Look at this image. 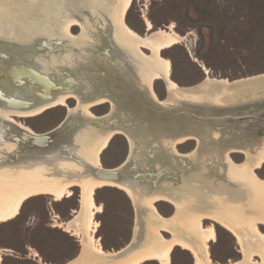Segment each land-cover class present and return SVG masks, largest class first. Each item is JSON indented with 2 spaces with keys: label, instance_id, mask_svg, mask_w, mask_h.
I'll return each mask as SVG.
<instances>
[{
  "label": "bare ground",
  "instance_id": "1",
  "mask_svg": "<svg viewBox=\"0 0 264 264\" xmlns=\"http://www.w3.org/2000/svg\"><path fill=\"white\" fill-rule=\"evenodd\" d=\"M131 2L132 0H116L115 5H112L107 0H68L66 5L74 10L82 9L81 21L86 24L89 22L99 28L108 26L116 34L114 38L118 44L125 43L126 47H134L137 51L139 46H145L150 50L149 56H141L143 61H138L136 56L132 59L129 57L126 59V64L131 68L129 76L139 83L140 88L148 90L155 98L152 82L155 79H162L165 82L169 97L161 100L160 103L165 106H177L178 102L175 98H200L201 94L196 92L194 87L180 88L170 79V62L160 56L161 50L178 42L176 32L174 33L170 26L168 31L158 30L148 36L139 37L124 22V16ZM51 3H54L56 7L63 4L62 0H52ZM146 22L150 26L147 19ZM71 25L80 24L75 19L68 20L65 32H69ZM70 43L79 44L82 47H94L97 41L94 35L84 33L78 39L72 37ZM68 56H71V58L68 57L71 60L76 58L73 51H70ZM85 56L87 60H91L90 55L85 54ZM113 68L108 64L105 65V73L109 75L111 69L118 71L117 67ZM119 73L122 74V72ZM214 80L216 78H210L207 75L201 85L207 86ZM260 87L262 86L252 92L259 93L257 90ZM263 90L264 86L259 91ZM9 97L8 101L12 102L31 99L27 95L17 94ZM71 97L76 100V105L69 107L67 111L70 114H84L90 117H94L90 112L91 106L108 102L104 96H97L88 102H80L76 94L70 93L60 96L52 105H65L66 100ZM216 102L219 103L220 99L217 98ZM5 103L7 102L0 103V223L15 217L22 203L32 196L50 194L55 200H61L71 195L72 186H78L81 192V208L77 211L75 218L67 221L55 220L56 226L77 235L83 246L81 255L69 264H141L150 259H156L160 264H170L171 252L175 246L190 250L195 257V264H215L211 261L207 242L215 240L216 231L213 225L203 226L202 220L206 218L218 223L236 237L243 256L227 264H264V234L257 226L260 220L264 221V208L262 211L257 210L264 204V179L259 178L254 172V169L264 163V138H260L258 143L252 140L243 143L241 140L238 142L241 143L240 145L225 148L212 144L208 140L195 138L198 150L181 155L182 158L190 157L187 161L185 159L179 161L175 155V153L179 154L175 150L176 145L186 141L187 137L166 138L165 144L170 156L165 164L181 166L179 182L175 186L172 184L167 192L159 184L152 186L149 192L143 195L142 201L147 209L140 211L135 207L136 214H149L148 222L154 223L153 233H146V237L141 239L140 222L136 215L134 232L141 248L130 252L125 257L113 258L118 252L105 251L100 239L92 235L98 226V222L93 220V214L96 215L102 211V206L94 201V191L98 187L111 185L124 190L133 200L136 196L125 184L95 175L91 169L92 166L96 168L101 166L100 154L112 136L118 132H124L117 128L107 129L106 122L105 124L103 122L99 129L89 123L85 124L78 133L73 135L65 133L39 135L11 116H33L43 112V109L13 110L4 108ZM209 131L208 128L206 132ZM211 136L217 138L219 134L212 132ZM234 151L245 155L242 163H235L231 159L230 154ZM185 170L188 171L186 174ZM232 189L240 190L238 196L242 197L244 202L239 199L237 203H233ZM188 193H191L196 200L194 205L185 204L187 201L184 196ZM214 193L217 198L214 197ZM213 199L215 204L207 202ZM159 200L174 204L176 214L164 218L154 206V202ZM220 205L227 207L228 213L223 211L222 213L219 209ZM233 207L241 210L246 207L247 211H242V213L245 212L243 215L245 218L232 213ZM181 226L186 230L184 231ZM160 230L170 232L171 237L165 238ZM252 254L259 255L260 261L253 259Z\"/></svg>",
  "mask_w": 264,
  "mask_h": 264
},
{
  "label": "water",
  "instance_id": "2",
  "mask_svg": "<svg viewBox=\"0 0 264 264\" xmlns=\"http://www.w3.org/2000/svg\"><path fill=\"white\" fill-rule=\"evenodd\" d=\"M51 1H47L50 8L43 9V17L40 19L38 15L29 16L12 4L0 0V103L6 101L3 107L13 110L44 111L54 107L52 103L57 98L70 93L76 94L80 102L104 96L109 103L106 113L86 117L84 114H70L67 111L57 126L39 135H73L85 124L89 123L99 129L103 122H106L107 129L117 128L123 131L124 133L116 134L124 135L128 141L129 149L125 159L114 167L92 166L91 170L95 175L121 182L130 188L136 196L135 201L131 200L134 208L137 207L140 211L147 209L142 197L152 186L159 184L167 192L172 184L175 186L179 182L181 166L165 164L170 156L165 144L166 138L193 139L196 146L192 151L199 148L195 138L208 140L222 148L240 145L238 142L241 140L244 143L259 138L256 139V127L245 123V120H258L262 122L261 127L264 126V101L248 102L264 96V90L253 93L259 86H264V73L231 81L216 78L204 87L201 81L191 86L201 94L200 98H175L177 106H165L156 95L155 98L148 90L140 88L139 83L129 76L131 68L127 66L126 59L136 56L138 61H143L134 47H126L125 43L118 44L114 38L116 34L108 26L99 28L95 24L81 21L83 10L67 6L68 0H62L63 4L57 7ZM15 14L16 17L13 16ZM45 17L52 19L51 27L47 29L42 28L47 26L44 23ZM70 19H75L80 24L78 37L84 33L95 36L97 44L94 43V47L70 43V39L64 34ZM14 24L23 31L13 29ZM70 51L76 56L74 60L68 58H71L68 56ZM85 54L90 55L91 60H87ZM78 55L80 57L77 58ZM107 64L112 69L117 67L116 70L125 76L112 69L108 75L104 70ZM167 92L168 98L169 91ZM12 94L27 95L31 99L22 102L8 101ZM217 98L220 99L219 103L216 102ZM244 126V131L249 130L251 133L234 131L241 130ZM208 128L210 131L207 133ZM212 132H218L219 136H211ZM178 153L175 155L179 161L190 159L187 156L182 158L181 155L187 153ZM188 171L185 170V174ZM188 195L192 196L191 193ZM136 215L143 240L146 233H153L154 223L148 222L149 214L135 212V218ZM138 242L133 231L130 241L117 250L118 253L113 258L125 257L140 249Z\"/></svg>",
  "mask_w": 264,
  "mask_h": 264
},
{
  "label": "rangeland",
  "instance_id": "3",
  "mask_svg": "<svg viewBox=\"0 0 264 264\" xmlns=\"http://www.w3.org/2000/svg\"><path fill=\"white\" fill-rule=\"evenodd\" d=\"M3 1L29 16L38 15L40 19L43 17V9L50 8L48 0ZM107 1L112 5L116 3V0ZM49 17L44 18V23H47V26H43L44 29L51 27L52 19ZM124 22L139 37L148 36L158 30L168 31L171 26L172 31L176 32L178 42L161 50L160 56L169 60L170 79L180 87L194 86L207 75L210 78H226L231 81L264 73V0H132ZM13 29L23 31L15 24ZM68 31L64 33L67 39H78L80 26L71 25ZM138 52L142 57L151 54L145 46H139ZM81 76L84 77L83 74ZM83 80L86 81V78ZM152 88L158 99H167L168 92L162 79H155ZM259 90L261 87L257 91L260 92ZM259 100L264 101V96L248 102ZM75 104L76 100L71 97L66 100L65 105L54 106L37 115L11 117L36 133H42L57 126L65 117L68 108ZM108 110V102L90 107L94 116L102 115ZM245 121L256 127V139L259 138L252 141L258 143L260 138H264L262 122L252 119ZM245 129L244 126L241 130L234 131L242 133ZM247 133L251 131L247 130L245 134ZM195 146L196 141L188 139L177 144L176 150L188 153ZM128 149L126 137L115 134L100 154L101 166H117L125 159ZM230 156L235 163L245 160V155L239 151L231 152ZM254 172L264 179V163L254 169ZM70 190L71 195L61 200H55L50 194L32 196L22 203L15 217L0 223V264H69L78 258L83 250L79 237L56 226L55 221L71 220L81 208L80 188L72 186ZM238 191L240 190L232 189L233 203H237L239 199L244 202L238 196ZM94 192V201L102 206V211L93 214V220L98 222V226L92 235L100 239L105 251L120 250L130 241L134 231L136 208L132 199L124 190L110 185L98 187ZM213 195L216 197L215 193ZM184 197L186 205H194L196 200L192 196ZM214 201L207 200L215 204ZM154 206L164 218L176 214L175 205L169 201L159 200L154 202ZM259 207L261 209L257 210L262 211L264 204ZM219 209L225 213L229 211L224 205H220ZM245 210L247 211L246 207L244 210L231 208L232 213L239 217L241 215L243 219L245 212L242 211ZM202 223L204 227H215V240L207 242L213 263L227 264L242 258L239 244L231 232L209 218L203 219ZM263 223L260 220L257 226L264 234ZM182 229L186 230L185 227ZM160 232L165 238L171 237V233L166 230ZM252 258L260 261L257 254H252ZM141 264L160 262L150 259ZM170 264H195V257L190 250L175 246L171 252Z\"/></svg>",
  "mask_w": 264,
  "mask_h": 264
},
{
  "label": "crops",
  "instance_id": "4",
  "mask_svg": "<svg viewBox=\"0 0 264 264\" xmlns=\"http://www.w3.org/2000/svg\"><path fill=\"white\" fill-rule=\"evenodd\" d=\"M80 255H81V252H80L79 256H80ZM79 256H78V257H79ZM74 261H76V260H74Z\"/></svg>",
  "mask_w": 264,
  "mask_h": 264
}]
</instances>
